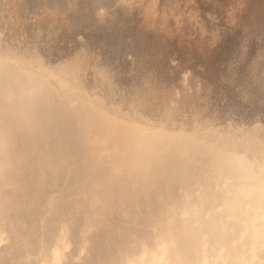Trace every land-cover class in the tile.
<instances>
[{
    "label": "bare ground",
    "instance_id": "1",
    "mask_svg": "<svg viewBox=\"0 0 264 264\" xmlns=\"http://www.w3.org/2000/svg\"><path fill=\"white\" fill-rule=\"evenodd\" d=\"M44 1L42 4L47 3ZM58 1L61 3H51L53 4L52 7L54 6L51 8V11L52 9L54 11L53 18L56 19L57 23H65L66 21L70 26L71 24L78 25L79 23L81 24V21L84 19L82 16L86 15L87 17V14H93L94 16V13L98 15L97 13L99 12L98 17L96 15V17L94 16L96 19L93 23L97 26L94 30L97 33L95 35L101 34V37L107 35V37L115 41V43L121 42L123 38L121 32L126 19L128 20V15L136 14L135 16L137 18H135L134 15L132 16L135 19H139L140 21L138 20V24L142 23L144 27L147 23L154 27L155 25L162 26L161 24H163V26L167 24L166 27H168L171 23L173 24L172 26H174L176 20H179L178 15L180 13L181 15L182 13L188 14L187 5L189 4V0H180L179 5H176L175 0H162L161 2H159V0H141L140 3L138 2V4L133 6L130 0H88L87 3H82V5H85L81 7L76 0ZM80 2H84V0H80ZM20 3L23 2L20 1ZM192 4H190V6H192ZM29 5L32 6V4ZM196 5L188 9L194 10V6ZM258 5L261 8L264 7V0H259ZM83 9L85 11H83ZM253 9L251 13L247 11L249 15L246 18L250 20V25H248V27L250 26L251 29H257L260 25H264V10H259L256 6H253ZM42 10L45 9L43 8ZM193 10L192 12L194 14ZM3 11L5 12V10ZM81 11H83V15ZM190 12L189 14H191ZM42 13L43 12L40 14ZM156 14L157 18L155 17ZM170 14H172V16L176 14L177 18L175 16L171 18ZM198 14L195 15V17L198 16ZM35 15H38V13L36 12ZM93 16L91 18L92 20H94ZM206 16L210 17L212 15ZM187 18L188 16L186 19L184 17V21H187ZM183 19L181 20L183 21ZM191 19H193V16L189 18V23L196 21ZM60 20L63 21L60 22ZM85 20H88V17ZM143 20H146V22L143 23ZM204 20L200 22L196 21V23L198 22V24L201 23L202 25ZM89 23L92 25L91 22ZM133 23L131 24L133 25ZM180 23L182 24H179V26H183V22ZM186 23L187 22H185V24ZM54 24L55 23H53V25ZM198 24L195 25L198 26ZM204 24L206 26L207 22L203 23V26ZM241 24L242 25H239V27H244V23L241 22ZM188 25L192 27L194 24ZM201 25L200 28L198 27L200 31L204 28ZM147 26L144 29L148 28L149 30ZM175 26L174 30H176ZM252 26L255 27L253 28ZM28 27L32 26L30 25ZM63 27L65 28V26ZM63 27L61 29H63ZM74 27L79 30L78 26ZM195 27L193 26L192 29H195ZM248 27L246 26L245 28L248 30L250 29ZM21 28L23 27H20V29ZM186 28L184 27V30ZM207 28L209 27L207 26ZM33 29L35 30L34 27ZM83 29L84 28H82V30ZM139 29L137 32L141 31ZM47 30L48 28H46V31ZM83 31L86 32V28ZM134 31L136 32V30ZM143 31L144 30H142V32ZM43 32L45 34V31ZM128 32L130 33L131 31ZM151 32L156 35L154 31L151 30ZM160 32H162V30ZM246 32L247 31L244 33ZM248 32V37H256L254 36L255 34H251V36L248 35L250 33ZM28 33H30V31ZM153 34L151 35L153 36ZM160 34L161 33H159L157 37L160 36L162 38ZM162 35L164 34L162 33ZM183 36L184 33H182V37ZM125 37H127L126 34ZM182 37L181 39L184 38ZM108 38L106 39L104 37V41L107 43ZM130 38L128 36V39ZM125 39L126 38H124V40ZM169 39L170 38H168V40ZM240 39L241 37H239V40ZM101 40H103V38ZM248 40L244 39L242 42L246 43ZM7 41H4L6 42L5 45ZM88 41H90V39H88ZM38 42L40 43L41 41L39 40ZM47 42L48 41H46V43ZM99 43L100 42H98V44ZM84 44H86V42ZM108 44H110V42ZM89 45L85 47L89 50L85 49L83 53H80L79 49L77 53L75 49L71 51L75 52L79 58L80 55L81 57H85V52L90 51V48H88ZM110 45L108 46L109 49ZM149 45L151 44L149 43ZM239 46L241 47V45ZM138 47L134 46L133 48L135 49ZM141 47L143 48L144 45H141ZM263 47L262 52L257 51V54L254 53L255 55L251 57L252 59L249 58L251 63L248 64V70L245 68L246 72L244 76L238 77L240 76V71L238 69V76L234 73L236 70L231 72L236 76L235 83H238L237 86L239 87L240 84L242 85L240 86L242 88L239 87L240 90H235L242 93V96L240 94L241 97H239L241 98L240 103L241 100H243V96H245V99L248 97L251 103L253 101L259 102L264 100ZM30 48L31 51L33 47ZM35 48L37 47L35 46ZM53 48H55V46ZM78 48H80L79 45ZM81 48L84 47L81 46ZM96 49H98V47ZM245 49H247V47ZM245 49L243 53L241 52V58L246 56V53H244ZM12 50L15 49H11V47L4 48V46L3 48L0 47V264H264V136H262V134H257L258 131H255L256 134L254 133V127H252L254 121L251 122L252 126L250 125L253 128V130L251 128L252 132L246 129L247 126L250 129L248 124L245 125L246 127L243 126L244 124H241L243 126L242 128L245 127L246 129V131H242L245 129H242L239 123L238 127L240 129L237 127L238 129H234V132L231 122V124L229 123V126L227 125L226 127L224 123V128L222 126L224 130L220 128L221 126L219 125L224 119L217 125L211 123V120H207V122H205L206 120L200 121L198 117V119L188 118L187 122V120L183 121L184 119L181 120L179 118V120L177 117H172L168 112L161 114L158 113L161 111L156 110V112L153 113L154 109H156L153 108V104L155 103H153L151 107L152 102L148 99V94L139 95V92L142 91L139 90L142 88H138L140 79H137V81H139L137 85L139 92L137 93L139 94L135 92V95H139L140 98L138 97V99H135L137 98L135 95L133 96L135 98L132 97L134 93L132 94L131 92L130 94V92H128L129 89L127 88L129 87L126 88L128 93L125 92L126 85L125 87L122 86V90L117 88L118 85L117 87L115 86L117 81L114 80L122 79V73L118 79L113 77L114 80H112L113 71L111 74L110 72L106 74L103 73V79L100 75V77L97 75L100 79L98 77L93 78L89 76V74L88 77L85 72L84 75L86 76L79 75V73H77L78 70L82 72L81 69L87 70V67L88 69L90 68V61H87V58L82 59L89 62V65H86L87 63L83 61L85 63L81 64L84 65V67L81 69L72 70L70 69L71 67L78 68V66L69 65V67L67 65L69 68L63 67L60 70L59 67V70H57L58 68H55L59 66L58 64V66L54 65L55 68H52L54 66L48 65V62L45 63L46 61H43V56L41 57L40 55L39 57L38 53H31L32 55H30L28 52L24 53L23 51L21 53ZM43 50L44 48L41 49L38 47L36 52L40 54ZM55 50L58 52L57 49ZM69 52L70 51L66 54L69 55ZM95 52L93 51L92 55ZM115 52H117L116 49ZM139 52L141 53V49ZM61 53H64V51ZM106 53L107 52L103 55L105 56ZM146 53H148V51L146 52L145 50V55ZM163 54L164 53H162V56H164ZM92 55L86 56L91 59L94 57ZM94 55H96V53ZM97 55L99 56V54ZM103 55L100 56L102 57ZM119 55L120 53L118 56ZM69 56H72V54ZM116 57L117 56H115V58ZM32 58H35L34 61L31 60ZM71 59L74 60V63L71 60L73 65L77 64L75 62L77 60H75V57ZM103 59H105V57L101 59V64H105L106 62L107 64L101 65L100 61L97 60L99 62L98 66L101 65L105 67L109 65V61L102 63ZM121 59L122 57L120 55L119 60L122 61ZM96 62L92 64L97 66ZM130 62L133 63L135 61ZM138 62L140 63V60H138L137 63ZM114 63L113 61V64ZM101 66L99 67L101 68ZM172 66H174V64ZM109 68L110 69L105 68V71L102 70L99 73L108 72V70H111V66ZM114 69L112 68V70ZM88 71L90 72L91 69ZM144 71L146 72V69ZM154 72L155 71H153V73ZM108 74L111 75V78H109L110 76L108 77ZM230 74L226 75L230 76ZM126 75H128V73L125 74V76ZM131 75L129 77H131ZM232 75L229 78L230 80H228L230 82H232V80L234 81ZM145 76H142V78H145ZM148 76L151 78L150 75ZM129 77L126 76L123 80ZM135 77L137 76L135 75ZM182 77L184 76L182 75ZM228 77H224V75L223 77L221 76L223 79H228ZM153 78L155 77L153 76ZM153 78L151 79L153 80ZM130 79L132 80L133 78H129V82ZM146 79L149 80L148 83H151L148 77ZM180 79L182 80V78ZM188 79L187 77L186 80ZM243 79L246 80L247 84L244 83ZM119 80L118 84L120 87L121 80ZM133 80L134 83H137L135 81L136 79ZM242 80L244 86L243 83H241ZM143 81L142 83H144ZM216 81H218V79ZM129 82L127 81V83ZM218 82H220V79ZM223 82L225 81L223 80ZM123 83L126 84V80ZM220 83L222 84V82ZM132 84L133 82L129 86L131 87ZM221 84L215 85L214 83L217 88ZM229 84L230 83H228V85ZM183 85L188 86V84ZM144 86H146V84ZM148 86L150 87V85ZM176 86L177 85H175V87ZM178 86L180 87L179 83ZM143 88L145 89L146 87ZM205 88L208 89L207 87H204V89ZM229 88L234 91L233 89L237 87L235 86L233 89H231L232 87ZM195 89H198V87ZM183 90L185 91V89ZM151 91L153 92L152 88L150 89V92ZM229 91L227 92L230 93ZM145 92L143 91L141 93L144 94ZM152 92L150 94H153ZM166 93L163 94L165 95ZM235 95L234 98L237 97ZM142 96H146L143 97L144 99L146 98L145 102H143L144 99L141 98ZM194 96L193 93V97ZM212 96L214 95H211V97ZM174 97L176 98L177 96ZM140 99H142V102ZM191 101H193V99ZM213 103L215 104L216 102H212V104ZM255 103H252V105L254 104L255 106ZM262 104L264 106V103ZM156 105L158 104L156 103ZM196 105H191V108L193 106V108L198 109L199 107L196 108ZM260 105L261 104H259V106ZM231 106H233V104ZM248 106L249 105H247V108H250ZM254 106L251 107L255 109ZM206 109L204 111H206ZM218 109L220 110V108ZM262 109H264V107ZM260 110L261 109H259V111ZM165 111H168V109ZM204 111L202 112L204 113ZM232 111L233 110H231V112ZM248 111L250 112L251 110L249 109ZM197 113H194L195 117L198 116ZM232 113L233 115L235 114L234 112ZM219 114L220 113L217 115L219 116ZM238 114L237 112L236 116L239 117ZM253 114L255 115L257 113ZM261 114H264V112ZM208 115L209 114L206 116ZM260 116L262 117V115ZM225 120L229 122L228 119ZM238 120L240 119L238 118ZM215 122L216 121H214V123ZM221 125H223V123ZM227 127L228 129H225ZM259 133L261 132L259 131Z\"/></svg>",
    "mask_w": 264,
    "mask_h": 264
},
{
    "label": "rangeland",
    "instance_id": "2",
    "mask_svg": "<svg viewBox=\"0 0 264 264\" xmlns=\"http://www.w3.org/2000/svg\"><path fill=\"white\" fill-rule=\"evenodd\" d=\"M9 1H10V5H9ZM20 1L21 2H23V3H20ZM32 3H31V2ZM44 0H34V1H32V0H27V2H26V0H0V47H2L3 48V46H4V48H10L11 47V49H15L16 51H18V52H23L24 51V53L25 52H28V54L30 53V55H32L31 53H38V55H39V57H40V55H41V57L44 59L43 61H46L45 63H47L48 62V65H57L58 67H56L55 68V66L54 67H52V68H55V69H57V70H59V67H60V70L63 68V67H67V65L69 66V65H71V66H78V68H76V67H71L70 69H81V68H83L84 67V65H82L81 63H87L86 65H89V62H87V61H90V65H89V69H88V67L86 68L87 70H84V69H81L82 70V72L81 71H79L78 70V72L77 73H79V75H84V72H85V74H87V76H88V74H89V76H91V77H93V78H95V77H98L99 75L101 76V78L103 79V77H102V74L103 73H109L110 72V74L112 73V71H113V73H112V78L114 77H116L115 79H118V78H120V74L122 73V79H118L119 81H120V83L122 84L123 82H125V80H126V84L125 83H123L122 85L120 84V87H119V84H118V80H114V78L112 79V80H114V81H117V83H116V87H117V85H118V87L117 88H119L120 90H122V88L123 87H125V85H126V87H125V89L127 88V87H129V88H127V89H129V91L126 89V91L123 89V92L125 91L126 93H128V92H130V94H131V92H132V97L135 95V92L137 93V92H139V90H142V91H140L139 93H137V94H139V95H146V94H148V99L152 102H149V103H151V107H152V104L153 103H155V104H153V108H156V109H154V111H153V113L154 112H156V110L157 111H161V112H158V113H161V114H163V113H167L168 112V114H171L172 115V117H177L178 119L180 118L181 120H183V121H186L188 118H199V120L200 121H205V122H207V120H211V123H213V124H217V125H219L220 124V121H223V119H224V121L222 122L223 123V125H219V126H221L220 128H222V126H223V128H224V125H225V127L231 122L233 125H234V127H233V125L231 124V126H232V128H233V131L235 132V130L234 129H238L239 127H238V123H239V126L242 128L243 126H245V125H249V127H250V129L248 128V126L246 127V129L247 130H250L251 131V128L252 127H254V130H253V128H252V130L254 131V133L256 134V132L255 131H258L257 132V134H262V136H264V114H261V113H263L264 112V109H262L264 106H263V104L262 103H264L263 101L264 100H261V101H253L252 103H255V106H254V104L252 105V103H251V100H248L249 98L247 97L246 99H245V96H243L242 97V99L243 100H241V103H240V99L241 98H239V97H241L242 96V93H240L239 91L237 92V91H235L236 89L238 90L239 89V87L240 86H242L241 84L239 85V87L237 86L238 85V83H235L236 82V80H235V77L236 76H238L239 74H240V76H238V77H242V76H244V74H245V72H246V70H248V64H250L251 62V60H249V58L250 59H252L251 57H253V55H255V54H257L256 52L258 51V52H262L263 51V49H262V47L264 46V40H263V37H264V25H260V27L259 28H257V29H251L250 28V26L248 27V25H250V20L248 19V18H246L248 15H249V13H247V11L248 12H250L251 13V11H253L254 9H253V6L255 7L256 6V8H258L259 10H264V7H260L259 5H258V1L259 0H189V1H191V2H189L188 1V5H187V7L189 8H192V6L193 5H196V6H194V10L193 9H188L187 8V10H188V14H186V13H182V15H181V13L178 15V18H179V20H176V22H175V24H176V26H175V24H174V26H175V29L176 30H174V26H172L173 24L171 23H168V24H170L168 27H166L167 26V24H166V26H165V24H164V26H163V24H161L162 26H160V25H155V27L154 26H151L150 24H148L147 23V27H149V30H148V28H146V29H144L145 27H144V24H142V23H139L138 24V22L140 21L139 19H135V18H137L135 15L136 14H131V15H128L127 16V18H128V20L126 19V22H127V24H126V22H125V24H124V26H123V30H122V36H123V38L121 39V42H119V43H115V41H112L110 38H108L107 37V35H103V37H101L102 35L101 34H98V35H95V34H97L94 30H95V28L97 27V26H95L94 25V23L93 22H95V19L96 18H94V16L96 15V13H94L95 15L93 16V14H91L92 16H93V18H94V20H92L91 18H92V16L91 15H89V14H87L86 12H84V13H86L88 16V20H85L87 17H86V15L85 16H82V18L84 17V19H83V21H84V23H83V21H81V24L79 23L78 25H74V24H71V26H70V24H68V23H66V21H65V23L64 22H61V21H63V20H60V22L62 23H57L56 22V19L55 18H53V16H54V11H53V9H52V11H51V8H53L52 7V5L54 4L53 2H59L58 0H51V2H50V0H45L44 2H47L46 4L45 3H43L44 4V7H43V4H42V2H43ZM76 1H78L79 3V5H81V7L83 6V5H85V4H83L82 5V3H87V1L88 0H84V2H80V0H76ZM83 1V0H82ZM86 1V2H85ZM131 1V3L133 4V6H135L136 4H138V2L140 3V1L141 0H139V1H137V0H130ZM136 3H135V2ZM144 1V0H143ZM146 1V0H145ZM151 1H154V0H151ZM162 0H159V2H161ZM176 1V5H179V3H180V0H179V2H178V0H175ZM174 1V2H175ZM194 1H196V2H193ZM236 1V2H235ZM250 1V2H249ZM5 2H7V3H5ZM26 2V3H25ZM29 2V3H28ZM185 2V1H184ZM237 2H239V3H237ZM7 5V7H6V5ZM12 3V4H11ZM27 3H28V5H27ZM35 3V4H34ZM39 3V4H38ZM51 3H53V4H51ZM59 3H61V2H59ZM193 3V4H192ZM20 4V5H19ZM29 4H32V6L31 5H29ZM34 4V5H33ZM42 4V5H41ZM190 4H192V6H190ZM230 4V5H229ZM12 5H17V6H12ZM40 5V6H39ZM46 5V6H45ZM50 5V6H49ZM243 7H242V6ZM253 5V6H252ZM2 6H4V7H2ZM12 6V7H11ZM32 8H31V7ZM35 6V7H34ZM38 6V7H37ZM239 6V7H238ZM245 6V7H244ZM247 6V7H246ZM17 7V8H16ZM21 7V8H20ZM39 7H42V8H39ZM46 7V8H45ZM198 7V8H197ZM204 7V8H203ZM240 7H241V9H240ZM3 8V9H2ZM13 8V9H12ZM16 8V9H15ZM19 8V9H18ZM28 8V9H27ZM45 9V10H42V9ZM49 10H48V9ZM237 8V9H236ZM246 8V9H245ZM250 8V9H249ZM14 9H15V11L17 12H15L14 11ZM24 11H23V10ZM29 9H30V11H29ZM37 9V10H36ZM39 9H40V11H39ZM196 9H198V10H196ZM3 10H5V12L3 11ZM12 10V11H11ZM18 10V11H17ZM47 10V11H46ZM192 10L194 11V14H193V12H192ZM197 12H196V11ZM235 10V11H234ZM240 10V11H239ZM246 10V11H245ZM20 11V12H19ZM23 11V12H22ZM27 11V12H26ZM29 11V12H28ZM39 11V12H38ZM83 11H85L84 9H83ZM83 11H81L82 12V15H83ZM191 11V12H190ZM205 11H206V13H205ZM25 12V13H24ZM33 12V13H32ZM35 12V13H34ZM36 12L38 13V15H35L36 14ZM41 12H43L42 14H40ZM45 12V13H44ZM48 12V13H47ZM52 12H53V14H52ZM189 12L191 13V14H189ZM196 12V13H195ZM202 12V13H201ZM244 12V13H243ZM11 13H12V15H11ZM25 14V16H24V14ZM199 13V14H198ZM209 13V14H208ZM5 14V15H4ZM31 14H32V16H31ZM98 15H96L97 17L99 16V12L97 13ZM193 14V15H192ZM198 14V16H196L195 17V15H197ZM201 14V15H200ZM202 14H203V16H202ZM241 14V15H240ZM3 15V16H2ZM26 15H27V17H26ZM49 17H48V16ZM132 15H134V17L132 16ZM193 16V19H191V20H196V21H201V20H204L203 21V23H206L207 22V24H206V26H205V24H204V26H203V23H202V25H201V23H199L201 26H203L204 28H202L201 29V31H200V25L198 24V22L196 23V21L195 22H191V20H190V22L191 23H189V18H191V16ZM206 15H212V16H206ZM9 16H10V18H9ZM21 16H22V19H21ZM24 16V17H23ZM31 18H29V17ZM40 16V17H39ZM91 16V17H90ZM95 16V17H96ZM129 16H130V18H129ZM174 16L177 18V15L175 14V15H173L172 16V14H170V17L171 18H174ZM180 16V17H179ZM182 16H183V18L185 17V19H186V17L188 16V18H187V21H184L185 19H183L182 18ZM5 17V18H4ZM16 17V18H15ZM156 18H157V14H156V16H155ZM169 17V18H170ZM26 18V19H25ZM34 18V19H33ZM36 18H37V22H36ZM43 18H45V19H43ZM170 18V19H171ZM197 18V19H196ZM203 18V19H202ZM245 18H246V21H245ZM11 19V20H10ZM13 19H15V20H13ZM53 19V20H52ZM129 19H131V20H129ZM181 19H183V21L181 20ZM17 20H18V22H17ZM42 20V21H41ZM44 20H45V22H44ZM134 20V21H133ZM139 20V21H138ZM208 20V21H207ZM249 20V21H248ZM21 21V22H20ZM24 21V22H23ZM31 21V22H30ZM40 21V22H39ZM54 21V22H53ZM91 22V24L92 25H90V23L89 22ZM131 21V22H130ZM183 22V26L182 25H180L179 26V24H182V23H180V22ZM211 21V22H210ZM244 21V22H243ZM38 22H39V25H40V27H39V25H38ZM44 22V23H43ZM133 22H135V23H133ZM137 22V23H136ZM144 22H146V20L144 21L143 20V23ZM178 22V23H177ZM185 22H187L186 24H185ZM241 22L242 23H244L243 24V26L244 27H242V26H240L239 27V25H242L241 24ZM248 22V23H247ZM6 23V24H5ZM9 23V24H8ZM53 23H55L54 25H53ZM65 25H64V24ZM70 23V22H69ZM86 23H89V24H86ZM128 23H130V24H128ZM131 23H133V25L131 24ZM174 23V22H173ZM4 24V25H3ZM11 24V25H10ZM45 25V26H43V25ZM48 24V25H47ZM61 24V25H60ZM67 24V25H66ZM142 24V25H141ZM188 24H194V25H192V27L194 26H196L197 24H198V26H196L197 28H198V30H197V28L195 27V29H192V27H191V25L189 26ZM196 24V25H195ZM214 24V25H213ZM23 27V28H21L20 29V27ZM23 25H25V26H23ZM32 26V27H28V26ZM59 25H60V28H59ZM68 25H69V28H68ZM73 25V26H72ZM83 25V26H82ZM84 25H85V27H84ZM126 25V26H125ZM137 25V26H136ZM140 25V26H139ZM178 25V26H177ZM184 25H186V26H184ZM248 27V28H250V29H248L247 30V28H245L246 26ZM2 26H4V27H2ZM36 26H37V28H36ZM63 26H65V28L63 27ZM67 26V27H66ZM74 26H78V29L79 30H77V28H75ZM91 28H90V27ZM133 26H135V27H133ZM143 26V27H142ZM207 26L209 27V28H207ZM6 27V28H5ZM33 27L35 28V30L33 29ZM42 27V28H41ZM63 27V29H61ZM72 27H74L73 29H71ZM128 29H127V28ZM139 27H140V29H139ZM150 27H152V28H150ZM158 29H157V28ZM171 27H172V29H171ZM179 27H180V29H179ZM184 27L186 28V27H188V28H186L185 30H184ZM190 27H191V29H190ZM206 27V28H205ZM253 27V26H252ZM255 27V26H254ZM253 27V28H254ZM257 27V26H256ZM9 28V29H8ZM46 28H48V30L46 31ZM50 28H51V30H50ZM55 28V29H54ZM57 28V29H56ZM59 28V29H58ZM82 28H84L83 30H85V28H86V32L85 31H83L82 30ZM92 28H93V30H92ZM133 28H135V29H133ZM260 28H261V30H260ZM19 29V30H18ZM27 29V30H26ZM45 29V30H44ZM76 29V30H75ZM88 29V30H87ZM90 29H91V31H90ZM138 29L139 30H141V31H139V32H137L138 31ZM167 29V30H166ZM181 31H179V30ZM206 29H207V31H206ZM215 29H216V32H215ZM32 30V31H31ZM38 30V31H37ZM55 32H54V31ZM62 32H61V31ZM124 30H125V32H124ZM134 30H136V32L134 31ZM142 30H144L143 32H142ZM148 32H147V31ZM151 30L152 31H154L155 32V34L156 35H154L152 32H151ZM162 30V32H160ZM211 32H210V31ZM243 30H245V31H249L248 33V35H250L251 36V34H255L254 36H256V37H254L253 38V36H251V37H248L247 36V32L246 33H244L245 31H243ZM252 30V31H251ZM10 33H9V32ZM30 31V33H28ZM43 31H45V34H44V32ZM66 33H65V32ZM74 31V32H73ZM89 31V32H88ZM128 31H131L130 33L128 32ZM150 31V32H149ZM164 31V32H163ZM168 31V32H167ZM221 31V32H220ZM260 31V32H259ZM3 34H2V33ZM34 32V33H33ZM37 32V33H36ZM40 32V33H39ZM54 32V33H53ZM71 32V33H70ZM76 32V33H75ZM77 32H78V34H77ZM88 32V33H87ZM142 32V33H141ZM161 33L160 35L162 36V38L160 37H157V35H159V33ZM177 32H178V34H177ZM189 32V33H188ZM195 32H197V33H195ZM258 33V35H257V33ZM20 33V34H19ZM39 33V34H38ZM56 33V34H55ZM58 33V34H57ZM66 34V35H64V34ZM80 33H82V34H80ZM162 33L164 34V35H162ZM169 33V34H168ZM172 33V34H171ZM182 33H184V38L182 37ZM213 33V34H212ZM239 33V34H238ZM261 33V34H260ZM4 34H5V36H4ZM7 34V35H6ZM69 34V35H68ZM74 34V35H73ZM75 34H77V35H75ZM87 34H89L90 35V38H89V35H87ZM96 36H94V35ZM124 34V35H123ZM125 34H126V36L127 37H125ZM143 34V35H142ZM149 34V35H148ZM151 34H153V36L151 35ZM167 34V35H166ZM181 34V35H180ZM186 34H188V35H186ZM211 34V35H210ZM2 35V36H1ZM10 35V36H9ZM14 35V36H13ZM45 35V36H44ZM48 35V36H47ZM50 35H51V39H50ZM60 35V36H59ZM85 35H86V37H85ZM101 35V36H100ZM132 35V36H131ZM141 35V36H140ZM168 35H170V36H168ZM173 35H175V36H173ZM183 38V39H181V37ZM191 37H190V36ZM217 35H218V37H217ZM219 35H220V37H219ZM246 35V36H245ZM11 36H12V38H11ZM17 36V37H16ZM26 40H24L22 37ZM27 36V37H26ZM29 36V37H28ZM43 36H44V38H43ZM62 36H65V37H62ZM69 36V37H68ZM77 36V37H76ZM128 36H129V38L131 37H133L132 39L130 38V39H128ZM260 36V37H259ZM3 37V38H2ZM5 37H7V38H5ZM8 37H9V40H8ZM19 37H21V38H19ZM46 37V38H45ZM53 37V38H52ZM61 37V38H60ZM73 38V39H71V38ZM76 37V38H75ZM91 37H93V38H91ZM104 37L107 39L108 38V43L110 42V44H112V45H110V44H108L106 41H104ZM148 37V38H147ZM170 38L169 40H168V38ZM194 37V38H193ZM196 37V38H195ZM214 37V38H213ZM217 37V38H216ZM239 37H241V39L239 40ZM258 37H259V39H258ZM35 38V39H34ZM56 38V39H55ZM63 38V39H62ZM68 38V39H67ZM78 38V39H77ZM97 38V39H96ZM103 38V40H101ZM124 38H126L125 40H124ZM141 38H142V41H141ZM144 38H146V39H144ZM152 38V39H151ZM154 38V39H153ZM164 38V39H163ZM166 38V39H165ZM175 38H176V40H181V41H176L175 40ZM189 38H190V40H189ZM192 38V39H191ZM201 38H202V40H201ZM223 38V39H222ZM250 38V39H249ZM2 39V40H1ZM45 41H44V40ZM65 39V40H64ZM88 39H90V41H88ZM105 39V40H106ZM110 39V40H109ZM156 39V40H155ZM162 39V40H161ZM197 39V40H196ZM198 39H200V40H198ZM220 39V40H219ZM244 39H249V40H251V41H246V43L245 42H242V40L244 41ZM8 40V41H7ZM12 40H13V42H12ZM19 41V43H18V41ZM24 40V41H23ZM41 41L40 43L38 42V41ZM52 40V41H51ZM74 40H76V41H74ZM93 40V41H92ZM100 42L99 44H98V42ZM132 40V41H131ZM147 40V41H146ZM174 40V41H173ZM194 40H196V41H194ZM222 40V41H221ZM253 40V41H252ZM260 40V41H259ZM4 41H7V46L5 45V43L6 42H4ZM23 41V42H22ZM44 41V42H43ZM46 41H48L47 43H46ZM64 41V42H63ZM67 41H69V42H67ZM92 41V42H91ZM112 41V42H111ZM141 41V42H140ZM161 41V42H160ZM172 41V42H171ZM194 41V42H193ZM211 43H210V42ZM217 41V42H216ZM239 41V42H238ZM259 41V42H258ZM38 42V43H37ZM50 42V43H49ZM53 42H55V43H53ZM57 42H58V44H57ZM67 42V43H66ZM70 42H71V44H70ZM77 42H78V44H77ZM86 42V44H84ZM93 42H94V45H93ZM97 42V43H96ZM106 42V43H105ZM155 42V43H154ZM199 42V43H198ZM255 42V43H254ZM258 42V43H257ZM2 43V44H1ZM12 43H13V45H12ZM15 43V44H14ZM69 43V44H68ZM88 43V44H87ZM89 43H90V45H89ZM96 43V44H95ZM140 43H141V45L143 46L144 45V47L142 48L141 47V45H140ZM143 43V44H142ZM149 43L151 44V45H149ZM163 43V44H162ZM173 43V44H172ZM176 43V44H175ZM185 43V44H184ZM237 43H239V44H237ZM261 43V44H260ZM8 44H9V46H8ZM31 44V45H30ZM45 44H47V45H45ZM51 44V45H50ZM59 44H61V45H59ZM69 45V46H67V45ZM75 44V45H74ZM127 44V45H126ZM138 44H139V47H140V49H141V53L143 54H141L139 51H140V49H139V47H138ZM193 44V45H192ZM243 44H245V45H243ZM258 45V47H257V45ZM263 44V45H262ZM2 45V46H1ZM16 45V46H15ZM38 48V47H40L41 49L42 48H44V50H43V52H41L40 54H39V52H36V50H37V48H35V46ZM41 45V46H40ZM44 45H45V47H44ZM50 47H49V46ZM53 45V46H52ZM72 45H74V46H72ZM78 45H79V47L80 48H78ZM82 47H84V48H81V46ZM87 45H89L88 46V48H90V51H94L95 52V50H96V55L97 54H99V56L97 55V57L95 58V56L96 55H94L95 53H93V55H92V52H90V51H86L85 52V57H81V55H80V58L77 56V54H75V52H73V51H71V50H74L75 49V51H76V53H77V50L80 52V53H83L84 51H85V49H87V48H85ZM105 45V46H104ZM110 45V49H109V46ZM121 45V46H120ZM132 45V46H131ZM161 45V46H160ZM181 47H180V46ZM184 45V46H183ZM217 45V46H216ZM239 45H241V47L239 46ZM252 45V46H251ZM26 46V47H25ZM28 46V47H27ZM43 46V47H42ZM55 46V48H53ZM58 46V47H57ZM75 46H77V47H75ZM94 46H95V48H94ZM113 46V47H112ZM114 46H116V47H114ZM124 46V47H123ZM129 46V47H128ZM138 47V48H133V47ZM243 46H244V48H243ZM30 47H33L32 48V50L30 51ZM98 47V49H96ZM153 47V48H152ZM179 47V48H178ZM247 47V49H245ZM249 47V48H248ZM27 50H26V49ZM35 48V49H34ZM64 48V49H63ZM70 48H72V49H70ZM77 48V49H76ZM93 50H92V49ZM117 50V52H115V49ZM118 48V49H117ZM123 48V49H122ZM144 48H147V49H144ZM243 48V49H242ZM259 48V49H258ZM264 48V47H263ZM23 49V50H22ZM25 49V50H24ZM50 49V50H49ZM54 50V51H52V50ZM55 49H57V51L58 52H56V50ZM105 49H108V50H105ZM112 49H113V51H112ZM120 49V50H119ZM139 49V50H138ZM151 49V50H150ZM161 49V50H160ZM236 49V50H235ZM242 49V50H241ZM245 49V52L244 53H246V56L244 57L243 56V58L245 59H243V58H241V52L243 53V50ZM255 49V50H254ZM258 49V50H257ZM261 49V50H260ZM15 50H12V51H15ZM50 51V53H49V51ZM59 50H60V52H59ZM64 51V53H61L62 51ZM87 50H89V49H87ZM101 50H102V52H101ZM125 50V51H124ZM145 50H146V52L148 51V53H146V55H148V56H146L145 55ZM154 50H156V51H154ZM166 50V51H165ZM238 50V51H237ZM260 50V51H259ZM15 51V52H16ZM32 51H34V52H32ZM46 51H48V52H46ZM52 51V52H51ZM68 51H70V52H73V53H70L69 52V55H71L72 54V56H69V55H67L68 53ZM100 51V52H99ZM112 51V52H111ZM132 51V52H131ZM159 51H161V52H159ZM237 51V52H236ZM54 52V53H53ZM89 52V53H88ZM104 52V53H103ZM105 52H107L106 53V55L104 56L103 54H105ZM122 52V53H121ZM139 54H138V53ZM151 54H150V53ZM155 52V53H154ZM58 53H60V54H58ZM67 53V54H66ZM91 53V54H90ZM111 53V54H110ZM120 53V55H121V57H122V61H120L119 59H120V55L118 56V54ZM124 53H126V54H124ZM132 53V54H131ZM153 53V54H152ZM162 53H164L163 55L164 56H162ZM255 53V54H254ZM27 54V53H26ZM62 54V55H61ZM79 54V53H78ZM92 55V56H94V57H92V56H90V57H92L91 59L89 58V57H87V56H89V55ZM112 54H116L115 56H117L116 58L118 59H116L115 58V56L114 55H112ZM150 54V55H149ZM158 54H159V56H158ZM54 55V56H53ZM56 55V56H55ZM87 55V56H86ZM100 55H103L102 57L100 56ZM110 55V56H109ZM123 55V56H122ZM128 55H129V57H128ZM137 57H136V56ZM140 55H142V56H140ZM152 55V56H151ZM161 55V56H160ZM231 55V56H230ZM64 56V57H63ZM66 56V57H65ZM67 56H69V57H67ZM127 56V57H126ZM159 58H158V57ZM218 56H219V58H218ZM32 57V56H31ZM57 57V58H56ZM61 57V58H60ZM72 57H75V62L77 63V64H75V65H73L72 63H71V60H72V62L74 63V58L73 59H71ZM100 59H99V58ZM105 57V59H103L102 60V63H104V62H106V61H109L108 62V64L109 65H106L105 67L104 66H101V65H105V64H107V62L105 63V64H101V59L102 58H104ZM114 59H112V58ZM123 57H124V59H123ZM148 57V58H147ZM152 57V58H151ZM154 57V58H153ZM157 57V58H156ZM165 57V58H164ZM246 57H248V58H246ZM85 59V58H87L86 60L87 61H85V60H83V59ZM88 58H89V60H88ZM95 58V59H94ZM106 58H108V59H106ZM134 58H136V59H134ZM137 58H138V60H140V63H139V65H138V63H137ZM145 58V59H144ZM161 58V59H160ZM162 58H163V60H162ZM34 59L35 58H32L31 60H33L34 61ZM49 59V60H48ZM51 59V60H50ZM64 59V60H63ZM79 59V60H78ZM116 59V60H115ZM126 59V60H125ZM133 59V60H132ZM146 59H148V60H146ZM161 61H160V60ZM67 60H68V62H67ZM91 60H94V61H91ZM100 61V64L101 65H99V66H101V68L98 66V64H99V62L98 61ZM152 60H153V62H152ZM247 60V61H246ZM249 60V61H248ZM53 61V62H52ZM59 61V62H58ZM83 61H85V62H83ZM98 63H97V62ZM113 61L115 62L114 64H113ZM117 61H119V62H117ZM130 61H135V62H130ZM145 63H143V62ZM162 61H163V63H162ZM224 61V62H223ZM236 61V62H235ZM51 62V63H50ZM61 62H62V65H61ZM65 62V63H64ZM70 62V63H69ZM95 63L96 62V64H97V66L100 68H98L97 66H95L94 64H92V63ZM116 62H117V64H116ZM150 62V63H149ZM170 62V63H169ZM233 62V63H232ZM238 62V63H237ZM243 62V63H242ZM67 63H69V64H67ZM123 64V67H122V64ZM135 63V64H134ZM156 63V64H155ZM193 63V64H192ZM233 65H232V64ZM78 64H80V65H78ZM121 64V65H120ZM144 64V65H143ZM149 64V65H148ZM151 64V65H150ZM153 64V65H152ZM174 64V66H172ZM220 64V65H219ZM245 64V65H244ZM113 65V66H112ZM117 65H118V67H117ZM131 65V66H130ZM215 65V66H214ZM62 66V67H61ZM111 66V70H108V72L106 71V72H102V73H99V72H101L102 70L103 71H105V68H108V69H110L109 67ZM120 66V67H119ZM138 66V67H137ZM144 68H143V67ZM147 66V67H146ZM150 66V67H149ZM152 66V67H151ZM231 66H232V69H231ZM236 66H237V68H236ZM70 67V66H69ZM69 67H67V68H69ZM117 67V68H116ZM177 67V68H176ZM221 67H223V68H221ZM95 69V70H93V69ZM112 68L114 69V70H112ZM120 68V69H119ZM140 70H139V69ZM151 68V69H150ZM155 68V69H154ZM165 68V69H164ZM175 68V69H174ZM218 70H217V69ZM235 68V69H234ZM245 68H246V70H245ZM91 69V73L88 71V70H90ZM121 69H122V71H121ZM127 69V70H126ZM146 69V72L144 71ZM210 71H209V70ZM222 69V70H221ZM226 69H227V72H226ZM230 69V70H229ZM240 71V73H239V71ZM97 70V71H96ZM172 70V71H171ZM221 70V71H220ZM236 70V71H235ZM94 71V72H93ZM116 71V72H115ZM117 71H118V74H117ZM120 71V72H119ZM124 71V72H123ZM130 71V72H129ZM136 71V72H135ZM139 71V72H138ZM153 71H155L154 73H153ZM176 71V72H175ZM224 71V72H223ZM230 71V72H229ZM234 72L235 73V75L236 76H234V74L233 73H231V72ZM97 72V73H96ZM114 72H115V74L116 75H119V76H116L115 74H114ZM161 72V73H160ZM169 73V74H167V73ZM175 72V73H174ZM178 72V73H177ZM77 73H76V75H77ZM124 73V74H123ZM128 73V75H126L127 77H129L131 74V77H129V78H133V79H136L135 81L137 82V83H134V80L132 79H130V82L132 81L133 82V86L131 85V87L129 86L131 83L129 82V78H127V79H125V80H123L124 78H126V76H125V74H127ZM146 73H147V75H146ZM157 73V74H156ZM174 73V74H173ZM182 73V74H181ZM225 73V74H224ZM231 73V74H230ZM239 73V74H238ZM96 76H95V75ZM104 74V75H105ZM110 74H108V77L109 78H111V75ZM160 74H161V76H160ZM178 74V75H177ZM208 74H209V76H208ZM226 74H230V76L229 75H226ZM233 74V75H232ZM98 75V76H97ZM114 75V76H113ZM125 77H124V76ZM134 75V76H133ZM135 75L137 76V77H135ZM148 77V79H150L151 81V83H148L149 82V80H147L146 78V76ZM148 75H150V77L151 78H153V76L155 77V78H153V80L151 79V78H149V76ZM156 75V76H155ZM162 75H164V76H162ZM182 75L184 76V77H182ZM187 75V76H186ZM198 75V76H197ZM223 75H224V77L226 76V77H228V79L227 78H225V79H223V78H221V76L223 77ZM231 75H232V79H234V81L232 80V82H230V81H228V80H230L229 78L231 77ZM84 76H86V75H84ZM88 76V77H89ZM99 76V77H100ZM139 76V77H138ZM142 76H145V78L143 77L142 78ZM211 76H212V78H211ZM214 76V77H213ZM90 77V78H91ZM98 77V78H99ZM142 79H141V78ZM158 77V78H157ZM177 77V78H176ZM187 77L189 78L188 80H186L187 79ZM220 77V78H219ZM90 78H88V79H90ZM165 78V79H164ZM180 78H182V80L180 79ZM100 79V78H99ZM137 79H140L139 81H140V85H139V87L138 88H142V89H139L138 90V88H137V85H138V83H139V81H137ZM143 79H144V81H143ZM147 81H146V80ZM161 79H162V83H161ZM167 79V80H166ZM169 79V80H168ZM180 79V81L178 82V80ZM195 79V80H194ZM212 79H214L215 81L218 79V81H219V79H220V82H222V84L220 83V82H218V81H214V80H212ZM226 79H227V81H226ZM144 82V83H142V81ZM164 80V81H163ZM174 80V81H173ZM186 80V81H185ZM202 80V81H201ZM223 80L225 81V82H223ZM244 80V83L245 84H247V82H246V80L245 79H243ZM243 80H242V82L241 83H243ZM123 81V82H122ZM127 81L130 83H127ZM156 81V82H155ZM171 81V82H170ZM172 81H173V85H172ZM186 83H185V82ZM188 81V82H187ZM192 81H193V83H192ZM212 81H213V84H212ZM158 82V83H157ZM160 82V83H159ZM167 82V83H166ZM170 82V83H169ZM176 82V83H175ZM180 84V87L178 86V83ZM183 84H188V86L187 85H183ZM199 82H201V83H199ZM203 82V83H202ZM230 83L229 85H228V83ZM142 83V84H141ZM196 83H198V84H196ZM214 83H215V85H218V84H221V85H219L220 87H221V90H220V87L218 86V88L217 87H215V85H214ZM224 83V84H223ZM227 83V84H226ZM235 83V84H234ZM244 83H243V86H244ZM128 84V85H127ZM146 84V86H144ZM154 84V85H153ZM157 84V85H156ZM169 84H171V85H169ZM181 84H182V86H181ZM232 84V85H231ZM136 85V86H135ZM148 85H150V87L148 86ZM153 85V86H152ZM160 85V86H159ZM162 85H164V86H162ZM175 85H177L176 87H175ZM191 87H190V86ZM196 85V86H195ZM205 85V86H204ZM214 85V86H213ZM223 85V86H222ZM227 87H226V86ZM123 86V87H122ZM142 86V87H141ZM148 86V87H147ZM159 86V87H161V88H157V87ZM165 86H166V89H165ZM171 86V87H170ZM194 86V87H193ZM202 86V87H201ZM211 88H210V87ZM232 87L231 89H233L235 86L237 87V88H234L233 90L234 91H232V90H230V88L229 87ZM246 86V85H245ZM133 87H135V88H133ZM143 87H146L145 89L143 88ZM154 87V88H153ZM175 87V88H174ZM185 87V88H184ZM196 87H198V89H195ZM204 87H207L208 89H204ZM222 87H223V89H222ZM131 88V89H130ZM132 88H133V90H132ZM147 88H148V91H147ZM152 88V90H153V94H150L151 92H150V89ZM170 88V89H169ZM240 88H242V87H240ZM156 91H155V90ZM169 89V90H168ZM183 89H185V91L183 90ZM186 89H187V91H186ZM191 89V90H190ZM200 89H202V90H200ZM131 90V91H130ZM135 90V91H134ZM159 90V91H158ZM174 90V91H173ZM220 90V91H219ZM230 90V91H229ZM240 90V89H239ZM128 91V92H127ZM145 92L144 94L143 93H141V92ZM156 93H155V92ZM179 91V92H178ZM195 91V92H194ZM197 91H198V93H197ZM202 91V92H201ZM205 91V92H204ZM225 91V92H224ZM227 91H229L230 93H228ZM124 92V93H125ZM148 92H150V93H148ZM167 92V93H166ZM183 92V93H182ZM212 92H214V93H212ZM227 92V93H226ZM232 92V93H231ZM154 93H155V96H154ZM161 93V94H160ZM163 93H166L165 95L163 94ZM193 93H194V97H193ZM210 93V94H209ZM216 93H217V96L219 97H217L216 96ZM226 93V94H225ZM237 93H238V95H237ZM190 94V95H189ZM196 94H197V96H196ZM222 94H225V95H222ZM235 96H237V97H235L234 98V95ZM240 94H241V96H240ZM137 96V95H135L137 98H135V97H133V98H135V99H138V97L140 98V96ZM167 95V96H166ZM172 95V96H171ZM181 97H180V96ZM188 95V96H187ZM199 95V96H198ZM201 95H203L204 96V99H203V96H201ZM211 95H214V96H212L211 97ZM233 95V96H232ZM152 98V100L153 101H156V102H153L152 100H151V98ZM174 96H177L176 98L174 97ZM143 97H146V96H142L141 98H143ZM158 97V98H157ZM160 97V98H159ZM165 97H167V98H165ZM184 97V98H183ZM187 97V98H186ZM191 97H193V98H191ZM229 97V98H228ZM183 98V99H182ZM199 98V99H198ZM212 98V99H211ZM215 98V99H214ZM144 99V98H143ZM146 99V98H145ZM145 99L143 100V102H145ZM161 99V100H160ZM167 101H166V100ZM180 99V100H179ZM188 99V100H187ZM193 99V101H191ZM205 99H207V100H205ZM211 99V100H210ZM225 99H227V100H225ZM141 100V102H142V99H140ZM139 100V101H140ZM164 100V101H163ZM196 100H197V102H196ZM202 100V101H201ZM214 100V101H213ZM217 100V101H216ZM219 100V101H218ZM245 100H247V101H245ZM163 101V102H162ZM182 101V102H181ZM232 101V102H231ZM160 102V103H159ZM180 102V103H179ZM194 104H193V103ZM203 104H201V103ZM210 102H211V104H210ZM212 102H216L215 104L213 103L212 104ZM261 104L260 106H259V104ZM156 103L158 104V105H156ZM182 103V104H181ZM190 103H192V104H190ZM233 104V106H231L232 104ZM238 103H240V104H238ZM248 103H251V104H248ZM184 104V105H183ZM197 104V105H196ZM256 104H257V106H256ZM155 105V106H154ZM160 105V106H159ZM163 105V106H162ZM191 105H193V106H197L196 108H198V109H195V108H193V106H192V108H191ZM201 105V106H200ZM211 107V109L213 110H211L210 109V107ZM212 105V106H211ZM223 105V106H222ZM244 105V106H243ZM247 105H249L248 107H250V108H247ZM157 106V107H156ZM164 106H166V107H164ZM177 106H179V107H177ZM184 106V107H183ZM190 106V107H189ZM241 106V107H240ZM243 106V107H242ZM246 106V107H245ZM251 106H254L255 107V109L253 108V107H251ZM259 106V107H258ZM263 106V107H262ZM182 107V108H181ZM205 107V108H204ZM220 108V110L218 109V108ZM226 107V108H225ZM233 109H232V108ZM159 108V109H158ZM164 108V109H163ZM177 108V109H176ZM207 108V109H206ZM215 108H217V109H215ZM230 108H231V110H233L232 112H234L235 114L233 115V113L231 112V110H230ZM161 109H163V110H161ZM166 109H168V111H165ZM194 109H195V112H194ZM200 109H202V110H200ZM206 109V111H204ZM238 109H239V111H238ZM242 109V110H241ZM251 110L250 112L248 111V110ZM259 109H261L260 111H259ZM172 110V111H171ZM174 110V111H173ZM177 110H178V112H177ZM200 110V111H199ZM216 110V111H215ZM228 110V111H227ZM163 111V112H162ZM189 111V112H188ZM194 112V113H197V115L198 116H196L195 117V114L194 113H192V112ZM202 111H204V113L202 112ZM239 113L238 115H239V117L238 116H236L237 115V112ZM256 111V112H255ZM180 112V113H179ZM201 112V113H200ZM206 112V113H205ZM209 112V113H208ZM213 112V113H212ZM229 112V113H228ZM158 113H156V114H158ZM174 113H175V115H174ZM179 113V114H178ZM187 113V114H186ZM203 113V114H202ZM212 113V114H211ZM218 113H220L219 114V116L217 115ZM226 113V114H225ZM228 113V114H227ZM253 113H257V114H253ZM191 114V115H190ZM194 114V115H193ZM207 114H209L208 116H206ZM232 114V115H231ZM246 114V115H245ZM181 116V117H178V116ZM186 115V116H185ZM202 115V116H201ZM218 117H217V116ZM224 117H223V116ZM260 115H262V117L260 116ZM189 116H191V117H189ZM193 116V117H192ZM220 116H221V118H220ZM230 116V117H229ZM234 116V117H233ZM242 116V117H241ZM251 116H254V117H251ZM259 118H261V119H259ZM184 117V118H183ZM207 117H208V119H207ZM210 117V118H209ZM241 117V118H240ZM255 117H257V118H255ZM197 118V119H198ZM205 118V119H204ZM238 118L240 119V120H238ZM248 118V119H247ZM253 118V119H252ZM179 119V120H180ZM216 119V120H215ZM225 119H228L229 120V122L227 121V120H225ZM233 120V121H231V120ZM248 120V122H247V120ZM251 119V120H250ZM216 121L215 123H214V121ZM245 120V121H244ZM208 121V122H209ZM213 121V122H212ZM241 121V122H240ZM252 121H254L253 123H252V125H251V122ZM261 123H259V122ZM187 122H188V120H187ZM247 122V123H246ZM263 122V123H262ZM225 123V124H224ZM250 123V124H249ZM256 125H255V124ZM259 123V124H258ZM241 124H244L243 126L241 125ZM252 127H251V126ZM260 125V126H259ZM229 126V125H228ZM257 126V127H256ZM218 127V126H217ZM238 127V128H237ZM245 127L244 128H242V129H245ZM259 127V128H258ZM219 128V127H218ZM222 128V129H223ZM225 129H228V127L227 128H225ZM240 129V128H239ZM246 129L245 130H242V131H246ZM258 129V130H257ZM261 129V130H260ZM224 130V129H223ZM263 130V131H262ZM259 131L261 132V133H259ZM252 132V131H251ZM263 132V133H262Z\"/></svg>",
    "mask_w": 264,
    "mask_h": 264
}]
</instances>
